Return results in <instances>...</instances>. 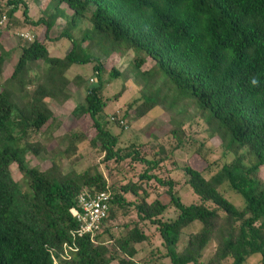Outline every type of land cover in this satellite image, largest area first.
Here are the masks:
<instances>
[{
  "label": "trees",
  "instance_id": "16d2710c",
  "mask_svg": "<svg viewBox=\"0 0 264 264\" xmlns=\"http://www.w3.org/2000/svg\"><path fill=\"white\" fill-rule=\"evenodd\" d=\"M21 2L7 1L10 19ZM62 3L72 10L66 23L74 25L77 17L89 14L94 32L134 50L137 74L147 86L165 75L185 90L212 127L208 135L217 136L223 156L232 157L209 175L206 167L184 163L182 184L198 197L184 203L170 169L159 172L168 160L164 148L149 154L143 142L118 145L103 125L108 121L102 120V86L90 85L71 115L76 121L92 120L95 135L89 144L99 148L102 159L82 170L61 167L88 138L85 131L73 129L48 167L29 165L25 155L42 150L39 135L50 137L60 124L47 100L62 104L71 96L65 71L74 63L96 60L94 73L99 76L103 68L67 29L54 39L68 37L70 49L61 58L50 55L54 16L30 20L43 23L44 34L16 45L18 57L0 88V264H138L137 245L150 239L146 224L159 234L163 249H157V257L168 259L163 264H247L253 254L264 264V0H58ZM26 10L25 5L24 14ZM4 53L0 47V78ZM147 56L153 65L140 71ZM117 73L112 68L110 74ZM138 100L128 104L124 116L134 107L141 117L156 104L151 95ZM170 132L177 141L174 149L187 143L183 122ZM195 153L206 159L201 148ZM110 161L115 165L110 167ZM123 163L138 172L118 184L114 169ZM11 165L23 173L29 192L14 179ZM224 184L241 195L242 206L225 196ZM84 191H109L110 208L94 235H72L77 222L71 209ZM131 212L134 218L128 216ZM120 216L127 218L117 227L113 220ZM194 225L198 228L189 229Z\"/></svg>",
  "mask_w": 264,
  "mask_h": 264
},
{
  "label": "rangeland",
  "instance_id": "374dc122",
  "mask_svg": "<svg viewBox=\"0 0 264 264\" xmlns=\"http://www.w3.org/2000/svg\"><path fill=\"white\" fill-rule=\"evenodd\" d=\"M8 0H0V12H6L10 7ZM24 2V3H23ZM18 7L14 9L13 17L10 19L7 15V23L0 29V36L5 35L0 41V47L3 49L4 59L2 63V77L0 78V88L2 79L9 76L13 70V66L18 57L19 50L16 45L19 43H27L19 33H29L31 37H40L44 34L43 23H30V20H37L40 17L54 16L55 24L49 32L51 39L47 41L48 51L50 55L63 57L70 49L71 40L68 37L61 36L54 39L63 29H67L71 37L80 45L85 54L96 57L103 65L102 71L97 76L93 71L95 62L74 63L65 71V76L70 80L68 84V93L70 98L62 104H57L51 99L47 103L53 111L60 124L53 129L50 137L46 138L44 134L39 135L42 150L38 155L33 156L31 153L25 155L26 162L29 165L48 167L51 157L59 156L66 146L64 137L69 131L75 129L85 131L87 139L80 143L76 149L71 152V158L65 161L61 167L65 170L69 167H76L82 170L85 167L98 163L103 157V153L99 148L89 144L90 138L95 135V129L92 126L90 118H83L76 121L71 115V111L78 102H82L85 96V89L90 85H101V96L106 102L103 109L102 120L104 127L114 134L118 139V145L124 146L128 142H143V150L151 154L158 146L164 148V154L168 156V160L163 162L159 172L169 168L172 176L178 184L180 199L184 203L197 200L196 194L186 185H183L184 173L181 166L186 162L199 169L205 168L206 175L215 172L221 164L232 157V153L223 156V148L217 136L211 137V126L207 123L206 116L199 114V110L189 97L185 90L173 86L170 81L161 75L153 83V86L146 85V79H142L137 73L138 68L135 67L133 57L134 50H128L123 45L112 41L103 32H94L92 24L88 20V15L77 17L76 24L66 23L72 10L65 4H58V0H23ZM27 10L24 14V6ZM59 7L57 8V6ZM90 13V11H89ZM27 17V21H25ZM4 32V33H3ZM84 37V38H83ZM82 38L84 39L82 41ZM153 59L146 57V62L139 68L140 71L147 70L153 65ZM43 65V64H42ZM112 68L118 73L113 76L110 74ZM37 71H41L37 70ZM34 86L28 89L32 90ZM122 91L120 94L119 92ZM119 94V95H118ZM117 95V96H116ZM151 95L155 100V106L141 117H136L134 107L129 109L127 116L124 112L128 109V104L134 99L139 98L138 102L143 101L145 97ZM206 115V114H204ZM184 135L188 138L187 143L181 147L174 149L177 143L176 139L171 136V130L182 125ZM201 148L206 159L199 154L196 155V149ZM171 154V155H170ZM254 159V157H252ZM208 162L211 163L208 167ZM115 162L110 161L109 166H114ZM100 167L104 168L103 164ZM11 172L14 179L25 191L29 192V188L25 182L23 173L18 172L15 165H11ZM134 168V167H133ZM139 170V167H137ZM141 170V169H140ZM113 179L119 184L129 180V177L135 178L134 173L138 171L131 169V165L123 163L114 169ZM106 173V172H105ZM260 175L264 180V170H260ZM123 176L125 179H123ZM119 180V181H118ZM111 182V178H109ZM162 190V188H160ZM225 196L237 206H242L243 198L226 184L221 187ZM154 195V194H153ZM152 195V198L155 196ZM131 199L132 196L128 195ZM172 210L167 214L171 215ZM132 215V216H131ZM128 216L134 218L133 212ZM124 216H120L113 220V224L120 227L124 222ZM198 225L189 229H197ZM144 230L149 234V241H144L137 245L138 254L134 257L138 264H163L168 263L166 258H158L157 249H163L160 246L159 234L155 229L146 224ZM185 238V237H184ZM181 247V245L179 246ZM212 245L208 247L205 254L212 250ZM247 264H259V255L253 254Z\"/></svg>",
  "mask_w": 264,
  "mask_h": 264
},
{
  "label": "built area",
  "instance_id": "2783aa9c",
  "mask_svg": "<svg viewBox=\"0 0 264 264\" xmlns=\"http://www.w3.org/2000/svg\"><path fill=\"white\" fill-rule=\"evenodd\" d=\"M7 19L6 14L0 13V29L7 23ZM19 36L29 41L33 39L29 33H19ZM110 199L109 191L80 193L76 200V207L71 209L77 222V228L72 231V235H94L108 215Z\"/></svg>",
  "mask_w": 264,
  "mask_h": 264
}]
</instances>
